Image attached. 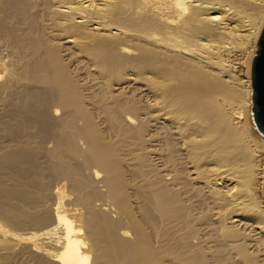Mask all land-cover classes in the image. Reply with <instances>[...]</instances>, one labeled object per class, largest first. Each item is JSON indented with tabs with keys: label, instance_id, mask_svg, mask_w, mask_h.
I'll return each mask as SVG.
<instances>
[{
	"label": "bare ground",
	"instance_id": "bare-ground-1",
	"mask_svg": "<svg viewBox=\"0 0 264 264\" xmlns=\"http://www.w3.org/2000/svg\"><path fill=\"white\" fill-rule=\"evenodd\" d=\"M0 9L24 35L4 43L13 59L0 58V89L46 91L33 87L17 119L53 138L50 157L79 212L66 214L65 183L55 186L61 231L41 234L52 251L36 247L40 264H264V217L250 202L264 136L251 92L219 56L257 42L264 0H4Z\"/></svg>",
	"mask_w": 264,
	"mask_h": 264
},
{
	"label": "rangeland",
	"instance_id": "rangeland-1",
	"mask_svg": "<svg viewBox=\"0 0 264 264\" xmlns=\"http://www.w3.org/2000/svg\"><path fill=\"white\" fill-rule=\"evenodd\" d=\"M3 2L4 0H0V4ZM37 19L40 21L39 18ZM36 26L38 28L39 24L36 23ZM2 29L5 31L3 32ZM19 32L20 30L18 25L7 18L0 9V58L4 59L6 64L7 60L13 59V54L11 53V48H9L7 45L6 48L5 44L14 43V40L18 38V35L19 37L21 36V38H24V35H20ZM254 43L255 42L252 41V44H249V47L252 46L251 48L248 47V49L245 50L235 48L232 50L233 52H231V54L226 53L225 55V52H223L219 55H222L221 58L223 57V60L226 59L227 70L231 73L233 80H236L239 89L244 93L251 92L249 72V66L251 64L248 63L247 58L250 57L249 54H252L253 48L256 45V43ZM9 68L11 69L10 65ZM21 85L23 84H17V82H15L13 85H11L12 87H6L7 89L2 88L3 90L0 89L2 90L0 91V126L2 124L3 126L6 124L4 127H0V264H40L39 261L43 262L44 258H40L39 256H42V249L50 250L52 248L49 245V242L52 240V238H46V236L41 234H43L48 229H54L57 233L55 232L56 234L53 235V237L55 236L56 238L60 235L61 231V229L59 230L54 223L57 202L54 193L55 186L65 183L64 194L66 196L63 197V210L66 212V214L71 219L75 220V215L79 213L75 211L76 209L72 203L74 196L70 193V182L68 180L63 182L58 178L57 170L54 166L53 160L50 157V152L54 148V142L52 140L53 138L46 140L45 137L39 132L36 133V130L34 131L28 127H22V119H17L23 112H25V106H23L24 104L22 102L25 103V101H28L30 96H33L36 91V95H43L46 93V91L44 93V89L42 91V87L40 88V86H38L40 89H37V84H30V86ZM33 87L36 89L35 92ZM31 91H33V94H31ZM5 108L7 109L5 110ZM244 109L245 112L248 110L246 108ZM13 110L16 114L12 113ZM17 114L19 115L17 116ZM12 115H14L16 118L14 116L13 118ZM48 115L51 116L50 111L48 112ZM50 119L52 122V117H50ZM241 119H236L235 122L239 123V125H243L244 117ZM55 127L56 125L53 123L52 129L50 130V136L55 135ZM20 128H23V130ZM16 129L18 131H16ZM244 129H246V126H244ZM18 137L20 138V141ZM263 153L264 150L262 151L259 148L254 149L255 155L253 161L255 170L257 172L255 171V176L251 181L252 194L250 193V195L252 198H250L251 200L249 199L251 203L257 204V211H259L258 215L260 218L264 217V177H261L264 176ZM15 156L16 158H21L22 161L18 162L19 165L18 163L15 164L17 167L15 166L13 171L12 166L14 163H9L14 160ZM7 157L8 159L13 160H6V162H3V160H5ZM1 163L8 164L1 165ZM256 173L258 174L257 176ZM58 179L60 181H58ZM16 192L18 194H16ZM33 236H35V238ZM23 238H25V240H23ZM28 238L31 239L28 240ZM21 241L23 242L21 243ZM31 242L35 244H32ZM37 246L41 247L42 249L36 250ZM50 251H52V249Z\"/></svg>",
	"mask_w": 264,
	"mask_h": 264
},
{
	"label": "water",
	"instance_id": "water-1",
	"mask_svg": "<svg viewBox=\"0 0 264 264\" xmlns=\"http://www.w3.org/2000/svg\"><path fill=\"white\" fill-rule=\"evenodd\" d=\"M250 87L251 115L256 129L264 136V25L250 65Z\"/></svg>",
	"mask_w": 264,
	"mask_h": 264
}]
</instances>
